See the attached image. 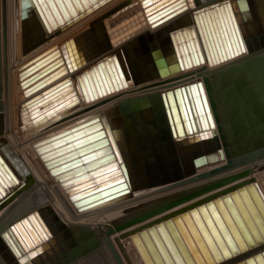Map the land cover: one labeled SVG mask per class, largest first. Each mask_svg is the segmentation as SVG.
Segmentation results:
<instances>
[{
	"label": "water",
	"instance_id": "1",
	"mask_svg": "<svg viewBox=\"0 0 264 264\" xmlns=\"http://www.w3.org/2000/svg\"><path fill=\"white\" fill-rule=\"evenodd\" d=\"M38 1L19 0L21 17L39 16L42 21ZM191 1L193 8L185 13L186 6L170 11L183 0H143L149 20L155 25L164 24L156 38L147 35L146 44L141 46L150 70L137 62L136 53H129L123 60L125 68L114 54L105 56L90 70L113 59L115 71L109 69L111 82L103 76V86L95 78L97 92L102 95L104 90L118 89L128 81L144 88L150 76L168 75L187 67L184 46L179 44L183 55L180 58L173 36L179 39L181 33L187 35L191 30L202 42L201 27L208 41L203 14L208 15L210 9L218 6L228 7L229 15H223L233 51L239 53L247 47L248 54L201 77L197 72L196 76L159 91L124 96L101 111L46 134L36 145L46 146L42 151L50 172L79 211L129 198L133 191H163L240 170L133 217L117 228L167 211L131 231L130 239L143 264H264V198L253 181H238L252 171L264 169V0ZM189 45L192 46L191 41ZM226 52L232 55L227 45ZM211 54L215 61L217 56ZM174 56L175 61L167 64ZM219 56L225 59L223 52ZM47 57L37 59L22 72L31 94L23 104L33 105L31 115L37 120L31 122L33 127L46 122L39 123L36 104L55 102L64 95L68 84L63 72L56 73L61 67L52 69L56 60L46 62ZM83 77L86 90L80 76H76L81 96L94 98V89L87 76ZM76 100L77 97L72 99ZM0 166L12 177L1 159ZM32 208L22 206L5 225L22 247L14 228L21 232V224L27 227L28 221L35 223L36 216L48 229L49 224ZM115 241L119 245L118 239ZM38 246L26 251L33 264H42L50 253L49 246L37 249ZM230 246L238 251L224 256L221 250ZM59 255L45 264H72L82 253L74 244L64 245ZM114 257L117 264H122Z\"/></svg>",
	"mask_w": 264,
	"mask_h": 264
},
{
	"label": "bare ground",
	"instance_id": "2",
	"mask_svg": "<svg viewBox=\"0 0 264 264\" xmlns=\"http://www.w3.org/2000/svg\"><path fill=\"white\" fill-rule=\"evenodd\" d=\"M183 1V6L187 7L185 13H189L193 8L192 1ZM37 5L43 22L39 16L32 15L27 19L21 17L19 0H0V159L9 174H13V170L18 175L15 177L16 181L11 182L4 167L0 166V190L3 193L0 195V264H33V258L29 259L26 251L36 245H39L37 249L45 248L46 245L50 247V255L46 254L48 256L41 262L52 263L60 257L64 245L73 247L74 244L79 246L82 256L72 264H117L114 255L122 264H143L130 239L131 231L143 227L167 211L127 227L117 228L119 225L172 199L213 185L240 170L221 173L163 191H157L156 188L133 191L129 198L79 211L69 199L64 187L50 172V166L46 164L42 151L46 146L36 143L44 139L46 134L101 111L124 96L159 91L186 81L196 76L197 72L199 77L208 74L245 57L248 48L239 53L233 51L223 8L218 6L216 9H210L208 15L203 14L208 41L201 27L202 42L191 30L187 35L181 33L179 39L173 36L180 58L183 55L179 44L184 46L189 61L187 67L182 66L168 75L150 76L143 84L144 88L128 81L126 86L118 89L112 87V91L104 90L101 95L96 90V83L103 86V76L109 82L112 81L109 69L115 71L114 60L110 59L108 64L104 62L101 67L95 65L93 70H90V66L97 60L113 54L118 62L123 63L129 53L133 56L136 53L137 62L149 71L146 51L141 46L146 44L147 40L144 39L147 35L151 34L156 38L164 24L155 25L149 20L143 0H41ZM217 9L221 10L219 16L216 15ZM227 14L229 15V11ZM156 44L160 46L158 42ZM226 45L231 49V56L226 52ZM220 52H223L225 59L220 58ZM211 53L217 56L215 61ZM193 54L196 55L197 61L193 60ZM46 55V62L56 60L52 69L61 67L56 73L63 72V75L68 77V84L64 95L59 96L55 102L46 106L36 104L39 123L46 121L38 128L31 125L32 121H37L35 115H31L30 109L33 105L28 107L23 104L31 94L27 88L29 82H24L25 76L22 72ZM175 58L174 56L166 63L172 64ZM83 74L87 76L89 85L95 91L94 98L84 99L81 96L76 76H80L86 90ZM74 97H77L76 101H72ZM67 104L71 106L62 107ZM57 105L61 107L52 110ZM49 113H54L51 115L53 117L49 116ZM48 117L50 119H47ZM246 180L253 181L264 198V169L252 171L238 181ZM225 187L227 185L208 191L171 210L179 209ZM24 205L33 207L32 210H36L49 225L47 224V230L44 229L39 218L35 216V223L28 221L27 227L21 224V232L14 228L24 246L22 247L5 225ZM2 207L4 208L1 209ZM136 207L140 208L135 209ZM115 239H118L119 245Z\"/></svg>",
	"mask_w": 264,
	"mask_h": 264
},
{
	"label": "snow or ice",
	"instance_id": "3",
	"mask_svg": "<svg viewBox=\"0 0 264 264\" xmlns=\"http://www.w3.org/2000/svg\"><path fill=\"white\" fill-rule=\"evenodd\" d=\"M183 8V2L180 3V4H177V5H174L173 8L170 10L172 12H175L176 11V8ZM220 9H217V12H216V15L219 16L220 15ZM224 12L225 15H227L228 13V7L225 6L222 10ZM151 15V13H149ZM168 13L165 12L164 15H167ZM69 67H72V65H69ZM71 106L70 104H67V105H62V107H69ZM51 115H54V113H49V116ZM81 143H83V141H81ZM13 231H15V229H13ZM222 254L224 256H231L233 253L237 252L238 251V248L235 247V246H230L228 248H225V249H222ZM33 255H35V252L33 253Z\"/></svg>",
	"mask_w": 264,
	"mask_h": 264
},
{
	"label": "rangeland",
	"instance_id": "4",
	"mask_svg": "<svg viewBox=\"0 0 264 264\" xmlns=\"http://www.w3.org/2000/svg\"><path fill=\"white\" fill-rule=\"evenodd\" d=\"M170 2V1H169ZM11 170H12V168H11ZM12 172H13V174H11L12 175V177H10V181L11 182H13V181H16V179H15V177L17 178V174L12 170ZM24 199V198H23ZM6 207V206H5ZM141 207H143V206H141ZM4 207H2L1 209H3ZM137 208H140V207H136L135 209H137ZM88 237H89V234L87 235Z\"/></svg>",
	"mask_w": 264,
	"mask_h": 264
}]
</instances>
